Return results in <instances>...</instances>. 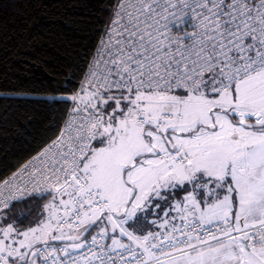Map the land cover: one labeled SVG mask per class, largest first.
Listing matches in <instances>:
<instances>
[{"label": "snow or ice", "instance_id": "6c2138e0", "mask_svg": "<svg viewBox=\"0 0 264 264\" xmlns=\"http://www.w3.org/2000/svg\"><path fill=\"white\" fill-rule=\"evenodd\" d=\"M102 8L67 119L0 176V264H264V0Z\"/></svg>", "mask_w": 264, "mask_h": 264}, {"label": "trees", "instance_id": "16d2710c", "mask_svg": "<svg viewBox=\"0 0 264 264\" xmlns=\"http://www.w3.org/2000/svg\"><path fill=\"white\" fill-rule=\"evenodd\" d=\"M104 2L0 0V176L54 138L53 121L62 126L70 103L57 100L79 87L110 18Z\"/></svg>", "mask_w": 264, "mask_h": 264}, {"label": "built area", "instance_id": "2783aa9c", "mask_svg": "<svg viewBox=\"0 0 264 264\" xmlns=\"http://www.w3.org/2000/svg\"><path fill=\"white\" fill-rule=\"evenodd\" d=\"M109 20H110V18H109ZM108 23H109V21H108ZM108 23H107V24H108ZM107 24L105 25V27L107 26ZM103 35H104V33H103V31H102V33H101V35H100V37H99V39H98V42H97V44H96V47H95V49H94L92 55L95 53V50H96L97 45H98V43H99V40H100V38H101ZM92 55H91V57H92ZM91 57H90V59H91ZM90 59H89V60H90ZM82 79H83V76H82ZM82 79H81V80H82ZM80 82H81V81H80ZM79 86H80V84H79ZM78 88H79V87H78ZM70 108H71V104H70L69 109H70ZM67 113H68V112H67ZM65 119H67V114H66ZM65 119H64V120H65ZM62 125H63V123H62ZM25 162H26V161H25ZM15 170H16V169H15ZM15 170H14V171H15ZM108 242L110 243V241H108Z\"/></svg>", "mask_w": 264, "mask_h": 264}]
</instances>
